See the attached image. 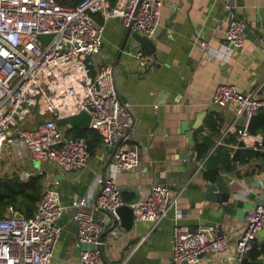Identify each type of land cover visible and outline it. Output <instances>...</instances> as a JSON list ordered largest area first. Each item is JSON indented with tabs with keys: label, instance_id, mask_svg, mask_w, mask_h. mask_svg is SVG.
<instances>
[{
	"label": "built area",
	"instance_id": "built-area-1",
	"mask_svg": "<svg viewBox=\"0 0 264 264\" xmlns=\"http://www.w3.org/2000/svg\"><path fill=\"white\" fill-rule=\"evenodd\" d=\"M162 6V0H0V156L8 147V162L0 175L17 174L22 180L33 174L44 176L42 197L33 216L26 217L11 205L0 216V264L51 263L60 236L58 220L66 206L55 191L56 180L48 177L42 166L71 171L85 167L91 157L86 140L68 136L57 120L86 111L91 128L101 136V146L112 149L125 138L129 112L116 95L111 66L97 61L105 24L119 18L124 27L131 24L132 31L153 39L161 29ZM225 8L229 11L226 43L232 49L240 48L246 24L233 12L231 2ZM97 14L101 21L96 20ZM50 34L52 38L44 43L40 37ZM198 43L207 50L205 40ZM126 51L132 55L135 69L145 72L152 68L153 57L139 45ZM229 104H236L237 118L244 119L233 127L238 141L235 147L242 143L261 149V134H249L246 123L264 108V84L250 92L218 84L211 106L222 109ZM34 159L40 167L25 169ZM138 163L136 148L119 147L113 156V172L135 168ZM258 183L262 191L247 211L243 232L235 241V264L249 256L264 232V183L260 179ZM125 203L115 174L104 179L95 204L86 196L71 202L78 239L88 245L80 249L77 264H103L101 234L106 224L94 212H111L119 221L116 209ZM175 203L167 185L154 183L130 205L134 222L157 225ZM228 242L220 228L190 229L175 223L172 260L199 264L205 254L223 252Z\"/></svg>",
	"mask_w": 264,
	"mask_h": 264
},
{
	"label": "crops",
	"instance_id": "crops-1",
	"mask_svg": "<svg viewBox=\"0 0 264 264\" xmlns=\"http://www.w3.org/2000/svg\"><path fill=\"white\" fill-rule=\"evenodd\" d=\"M162 1L161 29L153 38L157 56L152 68L145 72L135 69L134 59L126 51L117 74L119 96L132 110L135 122L116 146L136 148L137 167L113 172L112 160L106 168L113 148L103 146L81 169L66 171L56 165L42 166L47 176L56 180L55 191L66 206L58 220L60 236L50 264L78 263L80 249L88 245L78 239L71 202L86 196L95 204L104 179L111 174H115L126 203L135 197L130 188H138L141 197L154 183L167 185L176 203L157 225L142 221L125 229L119 221L115 230L102 238L109 264H182L172 260L175 223L190 229L220 228L228 236L223 252L207 253L199 264L236 263L235 241L243 232L247 211L255 206L262 191L258 180L264 183V160L239 164L232 172L222 170L218 179L211 181L214 185L223 181L233 189V209L228 212L226 207L208 199L204 162L196 159L194 144L189 145L181 123L187 119L193 124L190 130L194 141L197 129L205 126L211 113L217 112L220 127L213 151L223 144L224 136L234 133L233 127L244 122L236 116V104L219 109L213 108L211 101L215 87L221 83L235 85L242 92L254 91L264 84V0ZM230 2L233 12L246 24L245 40L236 49L225 40L229 22L225 4ZM125 30L119 18L106 22L102 50L97 56L99 63L115 57ZM200 40H205L207 50L200 46ZM196 124L199 126L194 128ZM203 131L207 133L208 129ZM189 150H193L191 156ZM31 163L27 162L24 168L31 170ZM94 215L104 221L105 230L112 225L105 212L96 210ZM255 243L258 248L264 246V232Z\"/></svg>",
	"mask_w": 264,
	"mask_h": 264
},
{
	"label": "trees",
	"instance_id": "trees-1",
	"mask_svg": "<svg viewBox=\"0 0 264 264\" xmlns=\"http://www.w3.org/2000/svg\"><path fill=\"white\" fill-rule=\"evenodd\" d=\"M75 2V0H72ZM97 21L102 18L95 15ZM38 118L40 114L37 115ZM219 118L217 112L210 114L205 126L197 129L194 134V150L196 159L204 162V178L209 181L217 180L220 171H235L239 164L249 163L253 160H264V128L260 131L262 136L261 149L246 147L239 143L234 150L232 145L238 144L236 133H228L223 137V144L217 146L213 151L214 139L219 136ZM208 129L204 133V129ZM68 136L84 138L91 156L95 155L101 147V136L94 128H72L66 130ZM43 175L33 174L27 180H22L17 174L10 176L0 175V216H3L8 205L13 206L26 217L33 216L42 197ZM125 201V199H124ZM264 255V246L258 248L255 243L249 258L258 260Z\"/></svg>",
	"mask_w": 264,
	"mask_h": 264
},
{
	"label": "water",
	"instance_id": "water-1",
	"mask_svg": "<svg viewBox=\"0 0 264 264\" xmlns=\"http://www.w3.org/2000/svg\"><path fill=\"white\" fill-rule=\"evenodd\" d=\"M172 7L176 8V6ZM41 40L44 43H47L51 38L52 35H42ZM130 38L131 41L130 42ZM140 45V47H142L144 49V52L149 55L152 56L153 58H156L157 56V49H156V44L154 39L147 37L146 35H141L138 32L132 31V27L131 24L126 27L125 30V34L124 37L120 43V46L118 48V51L115 55L114 58L110 57L106 60V63L109 64L111 66V74H112V79H113V84H114V88H115V92L116 95L119 99V101L121 102L122 105H126L122 99L119 96V92H118V88H117V74H118V68L120 65V61L123 58V55L125 54L126 50L129 49L132 45ZM126 109L129 112L130 115V123L126 129V133L129 132V130L133 127L134 122H135V116L132 112V110L126 106ZM201 117V116H200ZM186 122H187V126H186ZM57 123L59 126L65 128L66 130L72 129V128H90V124H91V116L86 112V111H81L78 114H74V115H70L68 117H63V118H59L57 120ZM189 124V125H188ZM193 124L188 121L187 119L182 120L181 123V128L183 129V131L186 133V135L189 138V145H193L194 141L192 140L193 134L192 131L190 130V127ZM199 125H194L193 127L196 128ZM246 128L249 134L252 135H256L258 134L263 128H264V109H261L258 111V113L250 116L247 120L246 123ZM117 146H115L113 148V151L110 155L109 160L106 163V168L110 165L111 161L113 160V156L117 150ZM193 154V150H189V155L191 156ZM264 162V161H263ZM207 193H208V199L216 201L217 203L221 204L222 206L226 207V210L228 212H231V210L233 209V189L230 188V186L226 185L223 181H217L216 185H214L213 182L209 181L205 187ZM130 190L132 192H134L135 197L130 200L129 202L120 205L117 209H116V213L119 216V221L122 227H124L125 229H130L133 226L134 223V217H133V212H132V208H131V204L135 203L139 197H140V192L138 188H130ZM107 214V216L110 218L112 225L107 229L104 230L101 234V238H103V236L107 233H110L112 231L115 230V228L118 225V220L117 218L111 213V212H105ZM100 254H101V258L103 260V262L105 264H109L105 254H104V250L102 248H100ZM182 264H189L186 260L182 261ZM238 264H264V259L260 258L258 260H252L249 258V256H244L239 262Z\"/></svg>",
	"mask_w": 264,
	"mask_h": 264
},
{
	"label": "rangeland",
	"instance_id": "rangeland-1",
	"mask_svg": "<svg viewBox=\"0 0 264 264\" xmlns=\"http://www.w3.org/2000/svg\"><path fill=\"white\" fill-rule=\"evenodd\" d=\"M38 110V109H37ZM8 147L7 146H5L4 147V155L2 156H0V172H1V170H2V168L3 167H5L6 166V164H7V162H8ZM32 161V169H35V168H39L40 167V163H39V161L38 160H31ZM31 169V170H32Z\"/></svg>",
	"mask_w": 264,
	"mask_h": 264
}]
</instances>
